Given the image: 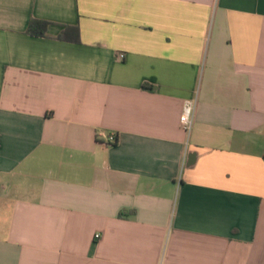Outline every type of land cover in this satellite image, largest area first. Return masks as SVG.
Listing matches in <instances>:
<instances>
[{
  "label": "crops",
  "instance_id": "1",
  "mask_svg": "<svg viewBox=\"0 0 264 264\" xmlns=\"http://www.w3.org/2000/svg\"><path fill=\"white\" fill-rule=\"evenodd\" d=\"M0 264H264V0H0Z\"/></svg>",
  "mask_w": 264,
  "mask_h": 264
},
{
  "label": "trees",
  "instance_id": "2",
  "mask_svg": "<svg viewBox=\"0 0 264 264\" xmlns=\"http://www.w3.org/2000/svg\"><path fill=\"white\" fill-rule=\"evenodd\" d=\"M51 23L45 20L32 19L29 27L28 33L32 36L41 37L49 35L48 29ZM58 38L61 40L69 42H79L80 41V29L78 26H66L61 31ZM125 213H121V216H124Z\"/></svg>",
  "mask_w": 264,
  "mask_h": 264
},
{
  "label": "built area",
  "instance_id": "3",
  "mask_svg": "<svg viewBox=\"0 0 264 264\" xmlns=\"http://www.w3.org/2000/svg\"><path fill=\"white\" fill-rule=\"evenodd\" d=\"M197 106V99H187L183 105V111L181 114V124L185 132L190 136L194 127L195 111ZM117 139L115 135L110 136V142L116 143ZM99 237V235L97 236Z\"/></svg>",
  "mask_w": 264,
  "mask_h": 264
},
{
  "label": "water",
  "instance_id": "4",
  "mask_svg": "<svg viewBox=\"0 0 264 264\" xmlns=\"http://www.w3.org/2000/svg\"><path fill=\"white\" fill-rule=\"evenodd\" d=\"M196 158H197V154L196 153H191L187 162V166L190 167L192 165L195 164L196 162Z\"/></svg>",
  "mask_w": 264,
  "mask_h": 264
}]
</instances>
